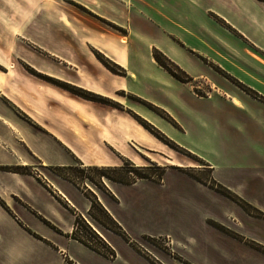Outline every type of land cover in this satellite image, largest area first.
<instances>
[{"label": "crops", "instance_id": "1", "mask_svg": "<svg viewBox=\"0 0 264 264\" xmlns=\"http://www.w3.org/2000/svg\"><path fill=\"white\" fill-rule=\"evenodd\" d=\"M154 52L191 81L176 80ZM210 63L232 67L236 82ZM32 72L137 115L128 97L151 104L169 118L157 129L192 158L173 149L180 162H172L128 113ZM261 100L264 0H0V169L26 173L0 170V264H152L101 225L96 232L114 260L73 239L76 211L87 220L89 208L79 209L80 198L63 185L49 192L32 175L35 166L120 168L135 163L128 149L154 163L170 160L161 182L106 184L101 205L132 240L168 238L189 264H264V254L211 225L264 247V219L187 174L207 172L209 181L264 214Z\"/></svg>", "mask_w": 264, "mask_h": 264}, {"label": "rangeland", "instance_id": "2", "mask_svg": "<svg viewBox=\"0 0 264 264\" xmlns=\"http://www.w3.org/2000/svg\"><path fill=\"white\" fill-rule=\"evenodd\" d=\"M248 50L251 53L255 54V52L251 50L250 48ZM229 53H230L229 51H226V55H228ZM164 58H167V57L164 56ZM200 58L205 63H208V61L205 60L204 58L202 57ZM161 61L163 64L166 63L164 59H161ZM210 66L221 77H225L226 79L230 80L232 83L236 82L231 76L232 67L230 66L228 68L226 67L225 68L226 71H224L221 67H218L217 65H214L212 63H210ZM169 69L174 70L178 77L182 79L185 78L186 73L183 74L181 71L175 70L173 67H170V66H169ZM117 71H120L119 74L123 75V71L121 69H117ZM186 76L188 75L186 74ZM190 81H187L186 83H189ZM205 90H206L205 88H203L202 90H199L200 91L199 95L200 96L204 95ZM107 101L111 105V107L128 113L129 115H127V117L134 120L139 126H141L144 130H146L157 141H159L161 143V146H162L161 148L163 152H166L167 155H170L173 157L174 161L172 162L178 163L179 160L177 159V154L174 151L175 149L173 150L172 146H169L166 144V142L169 140L156 127L160 121L167 125V123L164 120H166L165 117H168V116L165 115L163 111L159 110L158 108H155L151 104L141 99L128 97V99H126V102L128 104L135 105L140 108L139 109V108L132 107L134 111L138 112V115H137V113H134L130 109L123 107L122 105L114 101H111V100H107ZM146 127L149 130L146 129ZM128 155L134 159L136 164L130 160H127L126 162H124L122 167L109 169V171L106 172V175L112 180L106 177H102V174H100V172L96 170H92L96 168H83V167H80V165H75L72 168H64V169L42 168L40 166H35L34 170L32 171L33 172L32 175L38 177L37 180L49 192L51 191L57 192L56 186L63 185L64 187H66L67 190H69L73 194L75 198H80L81 204L79 206V209L85 212L86 209L89 208L88 212H89V215L90 214L91 215H90V218L86 216L88 221L85 220L78 211H76V213L78 214V216L76 217V220L78 217L79 218L81 217L85 221V224L80 222L81 224L78 226V234L89 244L99 249L100 252L104 254L106 253V258H108L109 260L115 259L114 251L110 249L109 247H107L104 241H103L104 243H102L100 240L94 239V237L90 235L92 231L86 228V226H89L94 232L98 230L100 233H102L103 229L99 227V225L101 224L98 223L96 220L100 221L101 223L105 224L108 227L113 226L110 223V221L100 211V207H102L100 199H103L102 193H106L107 191L106 184L110 185L111 182L131 184V183H135L136 181L142 180V179L161 182L165 169L169 167V166H165V167L163 166V165H168L169 159L164 160V159L156 158L154 160L158 163L157 164V163L149 161L145 157L144 159H142L136 156L130 149H128ZM180 157L190 158L182 153H180ZM99 170H102V169H99ZM199 174L200 173H196L195 175L201 179H206L209 182L207 172H203L200 175ZM212 224H216V223H212ZM53 227L58 230L56 232H60V230L56 226H53ZM146 227L147 228L145 227L143 228L144 231H148V230L152 231V229H148L151 227H148V226ZM141 230H138V231H141ZM109 231L116 234L115 232L111 230ZM98 236L100 237L99 234ZM128 237L130 238V236ZM130 240H131V243H128V244H130L131 247L134 248V250H136L140 255H142L145 259H147L152 264H189L185 259H183L182 257L178 255V253L174 250L168 238H162V237L151 238V237L144 236L140 238L138 241L132 240V238H130ZM108 255H113L114 258L111 259L110 256Z\"/></svg>", "mask_w": 264, "mask_h": 264}, {"label": "trees", "instance_id": "3", "mask_svg": "<svg viewBox=\"0 0 264 264\" xmlns=\"http://www.w3.org/2000/svg\"><path fill=\"white\" fill-rule=\"evenodd\" d=\"M97 58L109 69L111 70L113 73L115 74H119L120 71H117L116 69V66L112 65L108 60L104 59L102 56H99L97 55ZM154 59L155 61L161 66L163 67L171 76H173L176 80H178L179 82H182V83H186L187 81H190V78L188 76H186L185 74V78L182 79L180 77L177 76L176 72L174 70H171L169 69V66L170 67H173L175 70H178V71H181L183 74L184 72L182 70H180L179 67H177L176 65H174L172 62H170L167 58H164V56L159 53V52H156L154 53ZM161 59H164L165 60V64L162 63ZM32 74L50 82V83H53L54 85L66 90V91H69L70 93L84 99V100H88V101H92V102H97V103H101V104H105V105H109L111 106L107 100L95 95V94H92V93H89V92H86L82 89H78V88H75V87H72L70 85H67V84H64V83H60V82H57L55 80H52L50 78H44L42 76H39L38 74L32 72ZM245 92H247L248 94H252L253 96H256V94H254L252 91L250 90H247V89H244ZM262 102H264L263 100H261ZM162 116V115H161ZM163 117V116H162ZM166 120H169L168 117H165ZM174 125H176L175 123H173ZM146 129H148L146 127ZM149 130V129H148ZM158 137V136H157ZM165 142V141H163ZM167 145L169 146H172L173 149H175L176 151L192 158L191 154H189L188 152H186L185 150L181 149L180 147L176 146L175 144H173L172 142L170 141H167L166 142ZM1 171H4V172H11V173H18V174H26L24 170L20 169V168H2L0 169ZM92 170H96L98 172H100V174H102V177H106L110 180H112L111 178L107 177L106 175V172L109 171V169H102V170H99V169H92ZM190 177L202 182L201 180H199V178L192 172H188L187 173ZM203 183V182H202ZM209 187L211 189H213L214 191H216L217 193H219L220 195L228 198L229 200L233 201L234 203H236L237 205H239L247 214L253 216V217H256V218H261V219H264V214L262 212H260L259 210H257L256 208H254L252 205H250L249 203H247L246 201H244L242 198H240L239 196L235 195L234 193L230 192L228 189L224 188L223 186H221L220 184H217L214 180H210L209 181ZM0 204L2 206H4V204L0 201ZM5 207V206H4ZM100 211L102 212V214L110 221V223L113 225L112 227H108L106 226L105 224L101 223L100 221L96 220L98 223H100L101 225H103L104 227H106L107 229L115 232L117 235L121 236L127 243H131V240L130 238L127 236V234L122 230V228L120 226L117 225V223L109 216V214L102 208L100 207ZM91 215V214H90ZM48 226H50L53 230L57 231L56 228H54L51 224H49L47 221H44ZM80 222L84 223L85 224V221L80 217L77 218L76 220V223H75V227H74V231H73V234H72V238L79 241L80 243L84 244L85 246L91 248L92 250L94 251H97L99 253H101L102 255H104L106 257V253H102L99 251V249H97L95 246L89 244L87 241H85L82 237L79 236L78 234V226L81 224ZM87 225V224H86ZM216 229H218L219 231L223 232V233H226L227 235H230L232 237H234L235 239L239 240V241H242V242H245L247 243L249 246H251L252 248H254L255 250L261 252L262 254H264V247L259 245V244H256L254 242H251V241H248V240H245L244 238H242L241 236L237 235V234H234L230 231H228L227 229H225L224 227L220 226V225H217V224H212ZM86 228H88L89 230L92 231V233H90V235L92 237H94V239L96 240H100L102 243L103 240L98 236V234L96 232H94L89 226H86ZM115 228V229H114ZM118 231V232H117ZM39 240H42L41 238L37 237Z\"/></svg>", "mask_w": 264, "mask_h": 264}, {"label": "bare ground", "instance_id": "4", "mask_svg": "<svg viewBox=\"0 0 264 264\" xmlns=\"http://www.w3.org/2000/svg\"><path fill=\"white\" fill-rule=\"evenodd\" d=\"M77 36H78V35H77ZM80 38H81V37H80ZM81 39H82V38H81ZM83 47H84V46H83ZM234 103H235V104H239L237 100H234ZM141 112H142V111H141ZM141 116H142V114H141ZM151 121H152V120H151ZM152 122H153V121H152ZM155 123H156V122H155Z\"/></svg>", "mask_w": 264, "mask_h": 264}, {"label": "built area", "instance_id": "5", "mask_svg": "<svg viewBox=\"0 0 264 264\" xmlns=\"http://www.w3.org/2000/svg\"><path fill=\"white\" fill-rule=\"evenodd\" d=\"M108 256H110L111 259L114 258L113 255H108Z\"/></svg>", "mask_w": 264, "mask_h": 264}]
</instances>
